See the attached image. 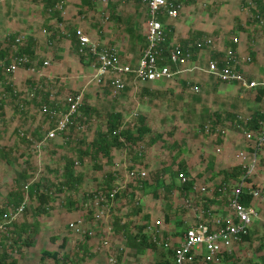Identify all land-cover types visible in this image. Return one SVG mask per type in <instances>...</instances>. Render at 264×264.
I'll return each mask as SVG.
<instances>
[{
    "label": "rangeland",
    "instance_id": "obj_1",
    "mask_svg": "<svg viewBox=\"0 0 264 264\" xmlns=\"http://www.w3.org/2000/svg\"><path fill=\"white\" fill-rule=\"evenodd\" d=\"M214 1L217 3L213 4ZM260 1L264 2V0ZM75 2L73 0L74 4ZM257 2L258 0H186L184 7L193 10L190 14L186 10L182 17H185L187 12L193 18L191 24H189L190 20L186 21L190 28L195 23L199 28L206 27L207 30L203 32V35L212 40L214 48H223V45L230 43L232 38L238 37L242 48L252 50L243 55L245 58L247 56L251 58L249 64H244L243 70L249 78L264 82V7L260 9ZM10 4L11 0H0V15L11 13ZM41 4L43 3L38 1L37 8L32 9L38 18L36 31L39 35L34 39L38 42V46L41 43L45 44L41 48H36V55L33 56V60L42 61L41 66L27 68L25 66L30 64L27 63L19 67L18 71L11 76L1 75L3 79L0 82V92L9 83L17 97L6 103L3 109L4 115L0 119V151L7 154L11 161L15 160L8 165L5 159L0 157L2 159L0 161V208L8 192L21 191L25 183L30 185L36 183L37 180H49L50 182L61 180L60 174L65 158L75 161L74 171L76 174H81L82 181L74 192H66L61 199L50 202L46 214L37 217V220L34 219L32 212L33 202L25 196L27 202L25 200L24 202L29 207V213L19 215L16 219L14 218L15 220L7 222L3 220V223H0V226L4 228L0 234V244L4 241L3 237L6 236L9 222L29 225L35 221L38 228L35 235L30 234L29 237L33 240L32 247L27 248L23 245L18 248L0 247V261L5 260L9 264L11 262L15 264H53L50 260L41 263L40 253L42 250L55 252L58 250L60 240L66 237V262L63 261L64 264H106L107 249L103 247L105 241L114 245L112 249L118 245L123 246L122 258L129 264H155L162 254L165 255L161 246L154 250L144 248L136 250L135 247L131 249L123 238L125 234L115 232L114 222L119 221L121 225L123 223L127 226L126 233L134 235L138 227L144 224L141 220L142 216L147 215L149 222L144 226L159 221L161 230L172 239H176L179 236L176 232L183 230L198 219L205 220L206 217L202 215L205 207L209 209L213 219L227 217L229 210L226 202L217 199L214 204L208 206L206 198L211 199L212 186L221 182V171L237 168V155L247 146L243 141V131L240 126L232 122L233 119L238 116L241 118L240 121L245 122L256 112L264 116V97L258 103L255 101L254 92L233 90L230 87H218L213 90L212 87L204 85H199L198 91L193 92L190 86L182 88V84L191 83L189 74H182L173 82L128 83L127 90L114 98L104 85L96 87L87 85L88 77L92 72L88 64L94 65V62L88 60L89 63L85 65L86 57H78L70 51L69 47H66L68 49L65 53L62 52L59 45L63 43L69 45L63 37L58 40L54 39L47 46L50 36L41 32L49 12L42 8ZM97 7L99 9V6ZM117 7L118 15L113 13L112 21L107 24L108 35L105 39L114 42L119 48L123 46L129 48L132 42L124 33V29L132 26V21L130 25H126L125 20L128 18L134 20V14H137V11L131 9L133 6L129 4ZM91 9L88 6L84 9L88 14L85 19H89L90 25H92L94 15ZM77 12L73 10V16H76ZM117 17H120V21L116 19ZM260 22H262L261 25ZM136 23L140 30V20H136ZM18 36L0 37V41L5 42L6 45L11 44V40L14 41V38ZM7 38L11 40L8 41ZM28 39L26 36V40ZM133 43V47L138 48L142 42L136 38ZM14 46V51L19 49L17 48L19 45L15 42ZM61 54L64 55V66L61 64L63 60L60 59L63 58ZM12 58L14 57H9L6 62L9 60L10 64L13 61ZM45 61H48V66L43 67ZM2 64L3 62L0 63V69L3 72ZM81 67L84 68L81 69ZM81 72H84L82 79H77V74L80 76ZM46 94L49 105L51 102H56L60 107L55 108L56 112L65 111L68 97L81 96L82 106L79 118L74 123L76 130L71 133L74 137L68 145L65 144L69 131L40 147L37 146L46 132L52 128L54 122L43 110V107L51 109L44 104ZM86 107L91 110L89 116H85L81 111ZM213 113L220 114L222 121L218 124L214 121L213 123L207 121L208 117H211V120L214 119ZM111 114L121 116L120 130L122 131L129 129L131 133L135 132L140 124L138 116L144 118L145 124L149 125L152 131L145 136L144 140L133 146L125 144L123 148L113 150L110 161L100 157L96 160L86 158L82 165L78 164L77 150L80 147L82 150L87 147L90 151L96 134L106 131L107 121ZM225 116H228L230 120L227 119L224 122ZM262 123L264 125V120ZM213 125L216 127L212 133ZM156 134L160 136V139L152 146L150 141ZM36 135H40V140L35 139ZM217 139L220 140L218 145L215 141ZM80 142L83 144L80 145ZM260 158H262L260 160L264 158V146ZM262 162L257 164L256 174L246 178V182L249 181L247 183L249 187L260 190L261 201L253 203L254 207L264 216V166ZM181 164L190 166L191 176L200 175L195 186L207 189L206 194H195L192 200L194 207L188 208L184 204V196L179 190L180 184L177 178L174 179L177 187L169 190L168 194L162 190L152 194L153 188L144 191L139 188L137 180L132 181L127 178L128 172L136 169L146 173L151 182L156 172L164 173L165 177L169 171L172 174L178 173ZM96 166H100L101 169L96 170ZM114 172L113 178L119 184L113 188L120 189L119 198L115 201L108 217L97 220L88 199L101 192L93 191L97 188L96 184L103 183L107 180L105 175ZM15 180L16 184H14ZM132 193L134 195L131 200L128 195ZM67 196H71L72 207L66 205ZM213 199H216L215 196ZM136 208H140L141 213L137 214L134 211ZM9 210L11 209L7 210L8 214ZM165 215L168 216V224L164 223ZM76 220L82 221L83 230H89L92 235L88 237L85 234L78 235L72 232L69 224ZM178 224L181 225L180 228ZM260 224V222L256 224V232L250 236L249 242L240 241L234 245L229 255V264H264V233ZM65 229H68V234ZM53 237L57 238L56 243H51Z\"/></svg>",
    "mask_w": 264,
    "mask_h": 264
},
{
    "label": "built area",
    "instance_id": "obj_2",
    "mask_svg": "<svg viewBox=\"0 0 264 264\" xmlns=\"http://www.w3.org/2000/svg\"><path fill=\"white\" fill-rule=\"evenodd\" d=\"M101 1L107 3L109 0ZM133 1L144 6L146 12L144 47L135 66L123 64L114 48L106 45L100 46L92 42L87 36L81 33L77 34L79 55L86 57V61L91 60L94 62V84L106 86L112 97L115 98L120 95L126 88V85L131 82L144 84L173 82L180 75L189 72H197L221 84L235 85L237 89L243 92L259 88L264 89V83L250 80L242 73L241 68L238 67L240 64H249L250 59L244 57L241 60L236 50L230 47L226 49L223 60H211L205 67L192 66L190 69L185 67L192 63L193 50L200 52L204 49L212 48L213 42L211 39L203 37L194 40L191 45H186L185 47L180 45L166 46V28L162 25L160 19H177L183 0ZM68 2L69 0H58V3L53 6V10L61 11L63 6ZM256 18L258 19V16ZM24 42V37H19L15 40V43L19 46H22ZM231 43L236 46L238 39L236 37L232 38ZM12 60L10 64L9 62H3L1 66L6 75L15 74L19 67L30 63L25 56L14 57ZM46 66H48V63L43 62V67ZM186 86L189 87L188 84ZM190 87L191 91H198L197 87ZM65 105L66 109L63 112H56V109L43 107L47 116L51 120H54V122L53 127L46 132L42 141L37 145L38 147L56 139L57 136L64 134L74 126V123L79 118L82 106L81 96L68 97ZM240 119V117L236 116L234 124L238 126L240 123H244L245 125L251 121V118L245 122L240 121ZM258 124L259 127L253 132L248 128H241V131H243V141L247 146L237 155V168L242 172L240 181L231 187L219 185L216 189L213 188L211 190L212 195L210 197L212 200L216 202L217 199H220L226 202L229 210L227 217L213 219L209 211L205 220L201 221V219H198L183 230H180L179 236L176 239H172L171 236L164 237L165 233L161 230V223L159 221H155L144 227L143 233L150 243L156 247L161 246L167 250L171 249L172 264H221L223 255H231L234 245L238 244L242 237L247 236L250 229L258 224V222L261 223L260 225L264 233V216L254 206L246 207L241 201L244 192L251 197L252 202L261 201L260 190L249 187L246 182V178L255 174V168L260 161H263L264 166V158L260 160L262 159L260 158V153L264 146V125L262 122ZM127 178L132 181L142 180L146 178V173L132 169L128 172ZM177 181L180 185H183L187 182V178L182 172H179ZM119 191V188H112L108 192H98L90 197L89 205L94 210L97 220L106 216L108 217L116 198L120 194ZM197 193L206 194L207 189L195 186L194 184L191 190L183 192L184 204L188 208L194 207L192 200ZM214 196L216 199H213ZM23 209L24 206L22 204L14 211H10L8 219L12 220L16 218ZM83 225L82 221L76 220L69 224V228L75 234L91 236L92 232L87 229L83 230ZM3 230V226H0V234ZM125 237L123 238L127 242ZM113 246L108 241L103 242V247L107 249L106 264H129L122 258L123 246L118 245L115 249H112Z\"/></svg>",
    "mask_w": 264,
    "mask_h": 264
},
{
    "label": "trees",
    "instance_id": "obj_3",
    "mask_svg": "<svg viewBox=\"0 0 264 264\" xmlns=\"http://www.w3.org/2000/svg\"><path fill=\"white\" fill-rule=\"evenodd\" d=\"M42 2H44V7L45 8H52L54 6V4L57 2V0H42ZM183 2H185L183 0ZM258 7L260 9H262V7H264V2H261L260 0H258ZM261 3V4H260ZM263 3V4H262ZM118 21H120V17L116 18ZM160 22L162 23V25H164L163 19H160ZM126 25H130V21L126 20L125 21ZM134 32V31H133ZM54 36H50V39H54ZM138 40H140L141 42L143 41L142 37H138ZM8 41H10V38H7ZM168 36L166 38V46L168 45ZM11 44H7L5 42L0 41V63L4 62V63H8V61L6 62V60L10 57H20V56H25L28 58V60L30 61V64L28 66H26L27 68L29 67H40L42 64V61L38 60V59H34L33 60V56H35V48H33L34 44L31 40V38H29L25 44H23V46H19L17 48V50H13V48H15L14 46V42H15V38L14 41L13 39L11 40ZM142 46H140V48H143V44L141 43ZM224 45H229L226 46L227 48L230 47L231 49L235 48L234 44L230 43L228 44H224ZM109 46H112V44H110ZM169 46V45H168ZM182 47H185L183 45H181ZM113 47V46H112ZM13 53V54H12ZM11 55V56H10ZM82 60V59H81ZM217 60V59H214ZM238 71H240L238 68H236ZM241 72V71H240ZM5 73H3L0 69V82L2 81V76ZM2 75V76H1ZM6 76H11V75H6ZM10 84H6L5 87H3V90L0 92V119L3 117L4 113H3V109L4 106L6 105V103H8L9 101H13L17 95H15V93L13 92V89L11 88V86H9ZM182 88H185V84H182ZM109 90V89H108ZM127 89L125 88L123 90L122 93H124ZM255 93V101L256 102H260L262 100V98L264 97V89H257L255 91H252ZM8 100V101H7ZM44 104L48 107H51V109H55L57 107V103L54 102L49 105V102L47 101V94H46V98L44 99ZM82 113L85 116H89L90 114V108L86 107V108H82ZM213 120H211V117H208L207 121L208 123H213V121L215 122V124L221 122V117L220 114L218 113H213ZM228 116H225L223 121L225 122V120L227 121ZM121 116L119 114H111L108 118L107 121V126H106V131L104 133H97L96 134V138L95 140L92 142L91 147H90V151L88 150V148L86 147L84 150H82V148L80 147L77 150L76 153V159L78 160V164H83L85 162L86 158H89L91 160H96L97 157L103 158L106 161H110L111 160V156H112V151L113 150H118L123 148V146L125 144L128 145H135L138 142L144 140L146 137V135L148 133H151V128L149 127V125L147 126L145 124V120L144 118H142L141 116H138V120H139V126L137 127V129L135 130V132H132L129 129H126L124 131L120 130L121 128ZM230 120V119H228ZM264 120V116L260 115L259 112H256L252 115L251 121L248 122L247 124L243 125V124H239L238 126H240V128H248L250 131H255L258 127H259V122H262ZM232 122H235V119H233ZM53 127V126H52ZM215 125H213L211 127V132H214L215 129ZM239 129V128H238ZM76 130L75 125L72 126L69 129L68 132V136H67V140H66V144L68 145L70 140H72V138L74 137V135H72L71 133L74 132ZM115 133V134H114ZM35 135V134H34ZM37 140H40V135H36ZM160 139V136L158 134H156L155 136H153V138L150 141V145H155L157 143V141ZM217 145L220 143V140L217 139L215 140ZM83 142H80V145H82ZM0 157L5 159V163L10 165V163H12V161H15L9 158V156H7V154L3 153L2 151H0ZM0 161H2V159H0ZM75 161H72L70 158L66 159L64 161V165L62 167V172L60 174L61 180H54L52 182H50L49 180H42L39 181L37 180L36 183H32L30 185L28 184H24L23 188L21 189V191H11L8 192V194L5 197V201L2 205V207L0 208V223L7 222L9 219L8 216V209L10 211H14L16 208L20 207L22 204L24 206L23 211L20 213V215H24L26 213H29V207H27L26 205V198H24L25 196L32 201V212H33V216L34 219L37 220V217L41 216L42 214H46V210H48L47 206L50 204V202L54 201V200H59L61 199L62 195L66 192H74L80 185H81V181H82V176L81 174H76L74 171V163ZM180 171L182 172L186 178H187V182L183 185H180L179 190L183 193V192H188L189 190H191V188L193 187V185L199 180H197V178L200 175H197L195 177L190 175V166L188 164H181L180 166ZM96 170H100L101 167L100 166H96L95 168ZM178 172V173H179ZM178 173H168V175H164V173L159 174V172H156L155 176H154V180H150L147 178L142 179V180H137V183L139 185V188L142 190H147L149 188H153L152 189V194H154L156 191L162 190V192H164L165 194H168L169 190L174 189L175 184H174V179L177 178ZM221 176H222V180L218 185H214L212 186V188H216L219 185H228V187H231L235 184H237L240 179H241V170L239 168H232V169H228L225 171H221L220 172ZM113 176H115V172L113 174H107L105 175V178L107 179L106 181H103V183L101 184H96L97 188L93 191H101V192H108L109 190H111L114 186L118 185L119 183H117L115 181V178H113ZM249 181L247 180V183ZM14 184H16V180L14 181ZM178 185V184H177ZM254 188V187H253ZM25 190V191H24ZM133 193L128 195L130 196V199L132 200L133 197ZM119 198V196L116 198V200ZM206 198V197H205ZM67 203L66 205L69 207H72V201H70L71 196H67ZM207 200V205L209 206V204H214V200L210 199V198H206ZM24 200L26 202H24ZM89 200V199H88ZM115 200V201H116ZM242 204H244V206L249 207V206H254V203L251 200V197H249L245 192L243 197L241 198ZM211 206V205H210ZM207 210L209 212V209L207 207H205L202 215H204L205 217H207ZM137 214L141 213V209L140 208H136V210H134ZM211 213V212H210ZM8 216V217H7ZM203 216V217H204ZM17 218V217H16ZM15 218V219H16ZM14 219V220H15ZM141 220L143 221V223H147L149 222V216L147 215H143ZM202 221V219H201ZM164 223L168 224V216L165 215L164 217ZM144 224L140 227H138L137 229V233L136 234H127V226L126 225H121V222L119 221H115L114 222V229L116 233L122 232L125 234L126 239H127V245L130 246L131 249H133V247L136 248V250L138 248H144V249H149V250H154L157 249V247L150 243L148 238L145 236V234L143 233L144 231ZM181 225L178 224V228H180ZM38 228L37 222H31L29 225H21L18 224L16 222H9L8 226H7V232H6V236L3 237V240L0 244V247L3 248H11V247H16L18 248V246H25L27 248L32 247V238L29 239L30 234L35 235L36 230ZM257 229V225H254L250 231L249 234L245 237L241 238V242H249L250 241V236L254 235ZM67 234H68V229H65ZM64 230V231H65ZM176 234L178 235L179 232H176ZM168 236V234L165 233L164 237L166 238ZM57 242V238L53 237L51 238V243H56ZM174 246V245H172ZM65 247H66V237H63L59 244H58V250H56L55 252H48L46 250H42L40 253V262L41 263H45V261H52L53 264H64L63 261L66 262V253H65ZM85 249H87V247H85ZM161 250L164 251L165 255L162 254L159 261L156 262L155 264H172V252L171 249L168 250H164L163 247H161ZM229 260H230V256L224 254L223 258L221 259V264H229ZM62 262V263H61ZM0 264H9L6 263L5 260L0 261ZM10 264H15V262H11ZM254 264V263H253Z\"/></svg>",
    "mask_w": 264,
    "mask_h": 264
},
{
    "label": "crops",
    "instance_id": "obj_4",
    "mask_svg": "<svg viewBox=\"0 0 264 264\" xmlns=\"http://www.w3.org/2000/svg\"><path fill=\"white\" fill-rule=\"evenodd\" d=\"M8 1V0H5ZM10 1V0H9ZM42 2V0H11V6L12 9L9 10L11 13L9 15H0V37H11L12 35H19V37H24L26 43V36L28 38H31L34 46L33 48H41L45 44L41 43L39 44L40 46L37 45L38 42L34 38H37L39 33L36 31L37 23H38V18L36 13L33 11V8H37V3ZM75 5L73 3V0H69V2L63 6L61 11L58 10H53V7L51 8H45L44 7V2L40 6L42 8H45L48 10L47 17L45 18V25L42 28V34H47L49 36H54L55 40H58L60 37H63V39L68 42L69 45L62 44L59 45V47L62 49V52H66V50L69 47L75 53L78 57H80L77 49V34L81 33L82 35L87 36L92 42L97 43L100 46H108L111 48H114L116 52L119 55V58L123 64L129 65V66H135L140 58L141 52L143 48H140V45L138 48H134V40L138 38L139 36L142 37L143 41L142 44L144 46V34H145V20H146V12L145 8H142L141 4H139L136 1L133 0H127V1H121V0H109L107 3H103L101 0H75ZM185 2L182 3L183 7L180 10L179 17L175 20H170L167 18H162L164 22V27L166 28V33L169 38L168 40V45L169 46H175V45H191L194 40L199 39V38H208V36H204L203 32L207 30L205 27L199 28L198 24L195 23L192 28H190L188 23H186L187 20H190L191 24V19H193L191 16H189L190 11L192 12L193 9H188L185 8L186 0ZM190 1V0H189ZM58 3V0L55 4ZM207 3V1H205ZM203 3V5L205 4ZM209 3V2H208ZM217 3V1H214L213 4ZM54 4V5H55ZM124 4H129V6H133L131 9H134L137 11V14H134V20L131 18H128L127 20L132 21V26H128L126 30L124 29V33L128 35V37L131 39L132 44H130L129 48L122 47L119 48L117 47L114 42L105 39L106 35H108V23H110L113 19V13L115 15H118L116 13V9L118 8L117 6L124 5ZM43 5V6H42ZM86 6L92 8L91 10L94 12L93 15V21L91 22L92 25H90V21L85 19V16L87 17L88 14L84 9H86ZM99 6V9L98 7ZM7 9V7H6ZM33 9V10H32ZM52 10V11H51ZM73 10H77L78 14L76 16H73ZM141 10V11H140ZM143 10V11H142ZM188 10V13L186 12L185 17H182L184 15V12ZM140 13L138 14V12ZM129 17H131L129 15ZM140 17V19H138ZM189 17V18H188ZM136 20H140L141 28L139 30V26L136 23ZM126 21V20H125ZM86 25H85V24ZM138 27V28H137ZM138 29V30H137ZM191 29H194V31ZM134 31V32H133ZM121 33L123 34V30H121ZM121 34V35H122ZM194 38V39H193ZM239 39L238 37H236ZM17 39V38H16ZM15 39V40H16ZM54 39H50L47 41V46L50 45L49 42H52ZM112 44V46H109ZM232 44V43H231ZM142 46V45H141ZM229 48V47H228ZM226 46L223 45V48H214V43L212 48L209 49H204L202 51L198 50H193V59L192 63L188 66H185L186 68H192V66H202L205 67L207 63L211 60L217 59L223 60L225 51L228 49ZM233 50H236L238 55L240 56V59L243 60L244 56L248 52H252L250 48H242L241 46V41L239 39L238 44L235 46ZM63 55V54H61ZM254 56V53H253ZM248 57V56H247ZM59 59V56L57 57ZM251 62V58L248 57ZM254 58V57H253ZM62 66L65 65V59L64 55L63 58H60ZM48 63V61H45ZM83 63V62H82ZM85 65L89 63V61L84 60ZM88 66H91V74L89 75L88 79L89 81L86 83L87 85H92L96 87L97 85L94 84L93 82V76L95 73V65L88 64ZM244 64H240L238 67L241 68L242 73L249 78L246 75V71H244ZM50 67V65H49ZM182 67V68H185ZM84 67H81L83 69ZM68 73V72H66ZM82 73L81 72L80 76L77 74V79H82ZM189 74V77H191L190 81L191 83H187L189 86H194L197 87V89L200 87L199 85H204L208 87H212L213 90H215L218 87H223V88H232L233 90L237 89L235 85H225L221 84L217 81H215L212 78L206 77L204 75H201L197 72H189L185 73ZM202 77L199 79L198 77ZM84 78V77H83ZM252 81L256 82H261L256 79L249 78ZM203 82V83H202ZM163 83V82H162ZM165 83V82H164ZM167 83V82H166ZM186 86V85H185ZM239 90V89H238ZM255 91V90H252ZM252 91H245V92H252ZM56 108H60L57 106ZM256 174V172H255ZM254 174V175H255ZM261 180V178H260Z\"/></svg>",
    "mask_w": 264,
    "mask_h": 264
}]
</instances>
